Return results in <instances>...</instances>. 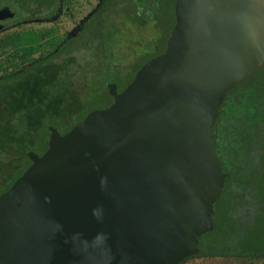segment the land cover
<instances>
[{"label": "water", "instance_id": "95a60500", "mask_svg": "<svg viewBox=\"0 0 264 264\" xmlns=\"http://www.w3.org/2000/svg\"><path fill=\"white\" fill-rule=\"evenodd\" d=\"M13 16L0 7V31ZM163 50L0 193V264H177L199 254L227 173L210 135L264 64V0H173Z\"/></svg>", "mask_w": 264, "mask_h": 264}, {"label": "trees", "instance_id": "16d2710c", "mask_svg": "<svg viewBox=\"0 0 264 264\" xmlns=\"http://www.w3.org/2000/svg\"><path fill=\"white\" fill-rule=\"evenodd\" d=\"M61 2L0 0V7L13 12L3 28L10 20L51 19ZM173 21V0H100L49 52L2 73L0 193L29 164L27 151L40 154L45 149L46 126H62L63 133L81 120L92 109L88 97L107 93V83H118L119 70L134 65L130 50L145 44L163 22L167 38ZM38 34L17 32L9 38L14 47H22ZM35 50L29 46L26 55ZM210 135L227 176L214 204L213 228L199 237L196 256L264 257V64L251 79L226 93ZM37 142L42 143L39 151Z\"/></svg>", "mask_w": 264, "mask_h": 264}, {"label": "rangeland", "instance_id": "374dc122", "mask_svg": "<svg viewBox=\"0 0 264 264\" xmlns=\"http://www.w3.org/2000/svg\"><path fill=\"white\" fill-rule=\"evenodd\" d=\"M99 2L100 0H62L57 13L51 19L8 21V26L0 31V75L5 72L15 71L33 58L49 52L59 40L73 33L81 21L98 6ZM17 32H38L39 34L31 44L25 43L22 47H14L9 35ZM167 33V23L163 22L158 30H154L153 33L151 32L147 36L145 44L130 50L135 62L132 67L119 70V81L116 83L117 89L124 87L128 83L127 81L131 78L133 70L138 68L140 64L142 65L149 54L156 53L164 48ZM28 45L35 47L36 50L26 55L29 48ZM108 103H110L108 93L99 92L88 97L87 105L95 109L102 108ZM55 128L62 132V126H56ZM35 145L36 151L41 150V142H37ZM182 264H264V257L245 259L194 256L187 258Z\"/></svg>", "mask_w": 264, "mask_h": 264}, {"label": "flooded vegetation", "instance_id": "af4514ba", "mask_svg": "<svg viewBox=\"0 0 264 264\" xmlns=\"http://www.w3.org/2000/svg\"><path fill=\"white\" fill-rule=\"evenodd\" d=\"M2 23H3V21H2ZM124 86H125V85H124ZM122 88H123V87H122ZM122 88H120V89H117V88H116V90H117V91H120ZM111 100H112V98H111ZM110 102H111V101H110ZM108 104H109V103H108ZM105 106H106V105H105Z\"/></svg>", "mask_w": 264, "mask_h": 264}]
</instances>
